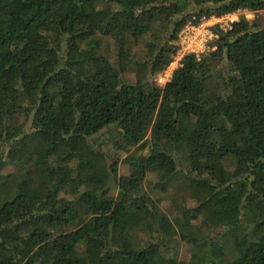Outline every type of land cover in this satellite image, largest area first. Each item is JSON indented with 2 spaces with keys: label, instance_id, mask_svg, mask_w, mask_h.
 I'll return each instance as SVG.
<instances>
[{
  "label": "trees",
  "instance_id": "obj_1",
  "mask_svg": "<svg viewBox=\"0 0 264 264\" xmlns=\"http://www.w3.org/2000/svg\"><path fill=\"white\" fill-rule=\"evenodd\" d=\"M237 11L264 0H0V264H264V22L155 82Z\"/></svg>",
  "mask_w": 264,
  "mask_h": 264
},
{
  "label": "rangeland",
  "instance_id": "obj_2",
  "mask_svg": "<svg viewBox=\"0 0 264 264\" xmlns=\"http://www.w3.org/2000/svg\"><path fill=\"white\" fill-rule=\"evenodd\" d=\"M239 17H243V18H245L248 21H250L252 18H256L258 21L264 22V11H258V12L253 13V14L245 12V11H237L234 14L225 15L223 17L218 18L217 22L212 21L210 18H208V19L204 20V23H203L204 28L199 30L198 32H202V31L206 32L207 31V32L211 33V31L209 29H210L211 26L215 25V23H219L221 26H225V25H228L231 21L237 20ZM181 30H180V32H181ZM195 34H197V33H195ZM179 43L180 42L177 39V42H175V44H177V49L175 51V54L173 55L174 58L172 59L171 63L167 66V68L160 73V75L164 79V83L168 80L172 70L177 66L178 60L182 56V52L184 53L186 51L185 50V46H183V50H182V52H180ZM261 50L264 51V40H262V42H261ZM160 85H162V84H160ZM131 150H132L131 147L123 149L120 152V156L119 157L125 156L127 153H130ZM116 153H118V152H116ZM149 171H150L149 168H144V172L142 173L143 176L141 178L142 187L146 191L148 189H150L152 183L155 180L154 179V175L151 174V173H148ZM127 179H128V177H127L126 170L123 168V166L119 165V168H118V171H117V176H116V182H117L116 186H123L124 188H128L131 183ZM161 207H162V209L165 210V213L168 215L169 218L171 217L170 216L171 213L174 214V210L171 208L172 207L171 203L168 202L167 200L163 201ZM185 256H186V254L184 253L183 247H182V249L180 251V257H185ZM180 261H182V260H180ZM178 264H183V263L179 262Z\"/></svg>",
  "mask_w": 264,
  "mask_h": 264
},
{
  "label": "built area",
  "instance_id": "obj_3",
  "mask_svg": "<svg viewBox=\"0 0 264 264\" xmlns=\"http://www.w3.org/2000/svg\"><path fill=\"white\" fill-rule=\"evenodd\" d=\"M210 19L215 22L218 21V18L210 17ZM203 23H204V20L200 21L195 26L193 25L184 26L181 32L178 34V41L180 42L179 43L180 52H182L183 46H185V50H186L184 53L182 52V56L184 54H194V56L197 57L199 54L207 50L206 43L208 40L212 38V34L207 31L198 32L199 30L204 28ZM215 24L219 25L220 28H226L227 26V25L221 26L219 23H215ZM155 82L158 85L164 84V79L162 78L160 74H158L155 77Z\"/></svg>",
  "mask_w": 264,
  "mask_h": 264
}]
</instances>
